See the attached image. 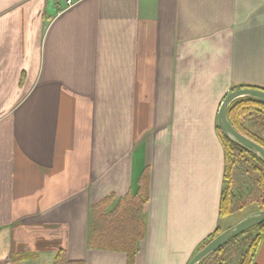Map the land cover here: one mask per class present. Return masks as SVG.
Segmentation results:
<instances>
[{"label":"crops","instance_id":"1","mask_svg":"<svg viewBox=\"0 0 264 264\" xmlns=\"http://www.w3.org/2000/svg\"><path fill=\"white\" fill-rule=\"evenodd\" d=\"M249 86L264 0H0V264H188L245 217L220 215L217 114ZM142 185L133 253L91 247L95 205Z\"/></svg>","mask_w":264,"mask_h":264},{"label":"trees","instance_id":"2","mask_svg":"<svg viewBox=\"0 0 264 264\" xmlns=\"http://www.w3.org/2000/svg\"><path fill=\"white\" fill-rule=\"evenodd\" d=\"M251 87V86H249ZM254 88V87H251ZM264 90V88H260ZM228 118L233 127L264 148V102L250 96L234 99L228 106ZM224 146V176L220 215H230L256 204L264 209V160L252 151L225 137L219 129ZM143 186V187H142ZM135 198L127 199L113 211L106 212L109 198L94 207L95 225L91 227L89 245L106 249H121L131 255L134 243L143 234L141 209L146 200L144 185ZM218 227L198 246V251L219 234ZM264 234V222L254 225L210 253L197 264H253ZM51 264H83L67 258L60 251Z\"/></svg>","mask_w":264,"mask_h":264},{"label":"water","instance_id":"3","mask_svg":"<svg viewBox=\"0 0 264 264\" xmlns=\"http://www.w3.org/2000/svg\"><path fill=\"white\" fill-rule=\"evenodd\" d=\"M241 96H250L264 102V90L260 88L241 87L231 90L225 95L220 104L217 114L218 127L222 134L229 140L252 151L264 160V148L257 142L237 131L229 121L227 114L228 106L234 99ZM262 222H264V209L251 212L237 223L222 230L219 234L208 241L202 248L195 252L188 264H197L204 257L220 248L232 238L243 233L248 228Z\"/></svg>","mask_w":264,"mask_h":264},{"label":"rangeland","instance_id":"4","mask_svg":"<svg viewBox=\"0 0 264 264\" xmlns=\"http://www.w3.org/2000/svg\"><path fill=\"white\" fill-rule=\"evenodd\" d=\"M256 210H260L259 207H258V205H256V204H250V205L242 208L241 210H239V211H237V212H235L233 214L225 215L223 217L232 216V219H231L232 221L229 222L230 225H232L233 223H235L236 220H238V219H240V218H242V217H244V216H246V215H248L251 212L256 211ZM224 227H226V226L225 225L222 226V229H220V231L224 230L223 229Z\"/></svg>","mask_w":264,"mask_h":264},{"label":"built area","instance_id":"5","mask_svg":"<svg viewBox=\"0 0 264 264\" xmlns=\"http://www.w3.org/2000/svg\"><path fill=\"white\" fill-rule=\"evenodd\" d=\"M77 0H65V5L66 6H70L72 4H74Z\"/></svg>","mask_w":264,"mask_h":264}]
</instances>
